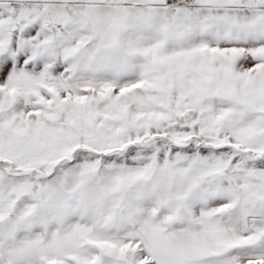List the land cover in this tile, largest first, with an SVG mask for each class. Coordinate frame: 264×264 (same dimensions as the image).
I'll list each match as a JSON object with an SVG mask.
<instances>
[{
	"label": "snow or ice",
	"instance_id": "snow-or-ice-1",
	"mask_svg": "<svg viewBox=\"0 0 264 264\" xmlns=\"http://www.w3.org/2000/svg\"><path fill=\"white\" fill-rule=\"evenodd\" d=\"M0 264H264V0H0Z\"/></svg>",
	"mask_w": 264,
	"mask_h": 264
}]
</instances>
